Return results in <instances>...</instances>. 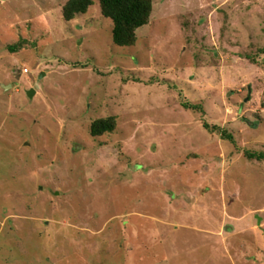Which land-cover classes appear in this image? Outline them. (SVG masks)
<instances>
[{"label":"rangeland","instance_id":"obj_1","mask_svg":"<svg viewBox=\"0 0 264 264\" xmlns=\"http://www.w3.org/2000/svg\"><path fill=\"white\" fill-rule=\"evenodd\" d=\"M67 2L0 0V264H264V0Z\"/></svg>","mask_w":264,"mask_h":264},{"label":"trees","instance_id":"obj_2","mask_svg":"<svg viewBox=\"0 0 264 264\" xmlns=\"http://www.w3.org/2000/svg\"><path fill=\"white\" fill-rule=\"evenodd\" d=\"M93 3L94 0H68L63 8V15L70 21L79 14H85ZM100 6L102 14L113 21L114 43L119 46H130L137 41V30L150 21L153 0H100ZM20 45L21 43L12 45L10 50L16 51ZM115 124L114 118L98 119L91 125V134L101 136L105 132L113 131ZM227 137L233 140L232 136ZM246 154L251 159H264V153Z\"/></svg>","mask_w":264,"mask_h":264},{"label":"water","instance_id":"obj_3","mask_svg":"<svg viewBox=\"0 0 264 264\" xmlns=\"http://www.w3.org/2000/svg\"><path fill=\"white\" fill-rule=\"evenodd\" d=\"M33 93H34V92H33V90H32V91L29 92V95L32 96Z\"/></svg>","mask_w":264,"mask_h":264}]
</instances>
